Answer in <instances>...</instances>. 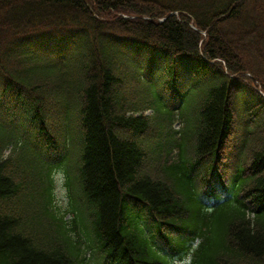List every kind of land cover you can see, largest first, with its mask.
<instances>
[{"label": "trees", "instance_id": "16d2710c", "mask_svg": "<svg viewBox=\"0 0 264 264\" xmlns=\"http://www.w3.org/2000/svg\"><path fill=\"white\" fill-rule=\"evenodd\" d=\"M25 1L0 0V264H264V117L243 142L247 169L213 172L234 85L264 91L240 45H264V0ZM167 97L186 110L178 132L164 127ZM147 103L158 114L144 116ZM204 165L221 196L199 191ZM57 175L64 212L51 209ZM20 193L53 227L19 215Z\"/></svg>", "mask_w": 264, "mask_h": 264}, {"label": "rangeland", "instance_id": "374dc122", "mask_svg": "<svg viewBox=\"0 0 264 264\" xmlns=\"http://www.w3.org/2000/svg\"><path fill=\"white\" fill-rule=\"evenodd\" d=\"M230 25V26H229ZM228 28H227V32L229 33V35H234L233 31L236 29L234 28V24H229ZM224 32H226V29L224 30ZM228 43H230L231 41L233 42H237L239 43V38L238 37H231ZM231 40V41H230ZM253 40L251 39H247L245 42L240 43L241 47L243 48V51L246 53H250L252 54V56L254 57V63L258 68V70L264 71V45L261 48L255 47L252 48L250 46V42H253ZM254 54V55H253ZM1 94V92H0ZM246 97L244 98H240L238 97L236 94H234L233 97V101L232 103H230V108L232 106L233 108V113H234V123H233V128H232V132L234 130L233 135L229 136L225 146L226 151L228 154H233V157H231V159L235 162V164H240V162L236 159V154L238 151V146L241 142V139L244 136L245 133V129L250 127L247 124H251L252 119H254V115H251L250 113H246L244 110V101L247 100H251L253 97H255L252 93L251 90H248V92L245 94ZM8 152L5 153V155H7ZM14 164H17V160H13ZM243 163V162H241ZM232 168H228L225 170L226 174H230L232 172ZM57 180L59 181V183H61V179L60 176H58ZM60 200L64 203L63 198L61 197V195H59ZM32 207L33 204L30 201L29 197L24 194L22 195L19 200H18V213L19 215L30 222L31 225H33L34 227H48L47 225H41L38 222V214H36L35 212H32Z\"/></svg>", "mask_w": 264, "mask_h": 264}, {"label": "bare ground", "instance_id": "6f19581e", "mask_svg": "<svg viewBox=\"0 0 264 264\" xmlns=\"http://www.w3.org/2000/svg\"><path fill=\"white\" fill-rule=\"evenodd\" d=\"M30 2V0H26L25 1V4H28ZM25 5H20V8H24ZM19 9V6L17 7V10ZM101 11L103 12L104 11V8H100ZM121 9H115L114 11L116 12V14L118 15V13L120 12ZM104 14V13H103ZM120 15L123 16V17H128L129 16V13L128 12H120ZM171 15V14H170ZM168 20V18H162L161 19V22L163 23L165 20ZM209 44V41H204L203 39L202 40H198V44L196 45V51H198L199 53H201L205 48H207V45Z\"/></svg>", "mask_w": 264, "mask_h": 264}]
</instances>
